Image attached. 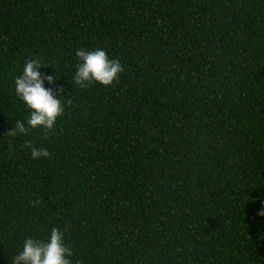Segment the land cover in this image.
<instances>
[{"label":"trees","instance_id":"16d2710c","mask_svg":"<svg viewBox=\"0 0 264 264\" xmlns=\"http://www.w3.org/2000/svg\"><path fill=\"white\" fill-rule=\"evenodd\" d=\"M97 48L124 71L80 88ZM29 58L65 112L12 136ZM261 211L264 0H0V264L54 227L72 264H264Z\"/></svg>","mask_w":264,"mask_h":264},{"label":"clouds","instance_id":"9594fccd","mask_svg":"<svg viewBox=\"0 0 264 264\" xmlns=\"http://www.w3.org/2000/svg\"><path fill=\"white\" fill-rule=\"evenodd\" d=\"M78 58L76 73L72 83L80 88H87L91 83L98 82L104 86H111L119 80L124 67L120 61L110 59L105 50L97 48L93 51L78 49L75 52ZM45 67L40 59L29 58L25 61L23 73L16 77V95L30 110L27 121L17 120L8 131V135L19 136L29 134L30 129L43 128L54 131L58 118L64 115L65 107L61 98H56L54 92L45 88V79L51 84L52 76H42L39 69ZM71 103V101H67ZM25 147L31 149V157L36 160L51 158L47 149L35 147L30 140L25 142ZM34 205L39 201L33 202ZM260 215L264 216V211ZM71 248L65 244V233L54 227L50 239L41 240L29 237L22 246L18 255L13 257V264H72Z\"/></svg>","mask_w":264,"mask_h":264}]
</instances>
